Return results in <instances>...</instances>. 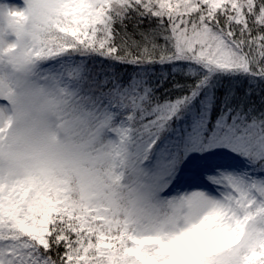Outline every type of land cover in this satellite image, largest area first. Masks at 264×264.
<instances>
[{"label": "snow or ice", "instance_id": "snow-or-ice-1", "mask_svg": "<svg viewBox=\"0 0 264 264\" xmlns=\"http://www.w3.org/2000/svg\"><path fill=\"white\" fill-rule=\"evenodd\" d=\"M17 4L0 0V24L18 41L0 40V264H264V0H24L23 11ZM145 18L156 28L142 29ZM126 21H135L131 33ZM96 55L196 73L186 95L154 106L160 134L222 76L247 81L217 120L232 147L210 156L230 162L192 157L177 177L190 172L208 194L183 198L164 217L137 211L155 178L125 183L123 149L100 142L80 74L82 58ZM219 168L233 171L215 187L204 183Z\"/></svg>", "mask_w": 264, "mask_h": 264}, {"label": "trees", "instance_id": "trees-1", "mask_svg": "<svg viewBox=\"0 0 264 264\" xmlns=\"http://www.w3.org/2000/svg\"><path fill=\"white\" fill-rule=\"evenodd\" d=\"M126 23L128 32L131 33L135 21ZM115 27L123 32L119 23ZM141 27L145 30L150 27L156 28V23L145 18ZM139 39L137 36L136 40ZM120 41L121 38H118L117 43ZM131 51L136 54L138 49L133 46ZM80 74L100 129L104 126L101 124L104 112L108 106L113 107L114 119L105 125L103 130L98 129L100 142L107 147L108 130L115 129L121 120L126 121L131 130V151L134 150L138 155L136 159L141 163L136 165L137 162L133 164L126 162L124 166L127 172L126 183L140 177L142 167L146 163L156 162L158 153L163 160L165 148L170 149L171 168L178 172L189 160L187 152L190 151L186 135L192 132L191 126L195 118L205 117L208 122L206 133L209 134L213 127L218 126V118L224 119L222 113L227 114L230 110V106L226 107L223 101L233 96H242L247 87L246 80L243 83L239 82L241 80L239 76H222L218 82L208 87L207 95L200 91L196 99L181 111L179 118L171 121L168 130L160 134L156 131V125L152 123L155 115L153 108L158 102L166 99L175 100L194 88L195 81L191 77H195L196 73L192 69L185 72L182 67L168 62L136 64L119 60L115 56L105 58L96 55L82 58ZM177 83L182 87H175ZM253 99L258 97L253 94ZM152 201L156 203L154 198ZM158 207H161V217L166 216L164 208L170 209L168 202Z\"/></svg>", "mask_w": 264, "mask_h": 264}, {"label": "rangeland", "instance_id": "rangeland-1", "mask_svg": "<svg viewBox=\"0 0 264 264\" xmlns=\"http://www.w3.org/2000/svg\"><path fill=\"white\" fill-rule=\"evenodd\" d=\"M17 2H19V0H17ZM2 26L3 25L0 24V28H2ZM203 114L204 113H202V115ZM113 119V107L108 106L102 116L103 121L101 124L104 126L102 129H99L103 130L105 125H108ZM207 123L208 122L205 117L200 119L195 118L191 126L192 132L186 135V141L190 151L187 152L189 154V160L192 157H198L201 155L210 156L212 152H227L232 147L218 136L216 129L219 125L217 127H213V130L207 134ZM126 124V121L121 120L118 125H116L115 129L108 130L107 143V147L110 149H123L117 162L121 164V171L124 173L125 183L127 172L125 171L124 166L126 162L129 161L130 164L137 162L136 165L141 163L139 159H136L138 158V155L134 153V150L131 151L132 134L130 128ZM203 144H205V147H203ZM169 150V148L164 149L165 155L163 160H161V156L158 153V155H156V162L146 163L141 169L142 175H149L155 178L153 194L137 207V211L146 216L161 217L160 209L162 206H158L165 202H168L170 209H176L179 208L182 199L185 197H190L194 194H208V189L200 186L199 182L191 176L190 172L185 174L184 181L177 183V177L180 176L182 170H184L186 165H188L189 160L186 164L181 166L178 172H174L173 168H171ZM235 151V149H232L230 155H234ZM210 159L220 163L230 162L229 156H210ZM133 171L134 168H132V172ZM136 171L137 170H135V172ZM232 171V169L225 168L216 169L214 173L205 174L204 183L211 182L215 187L216 180L218 178L223 177L226 174H231ZM152 198L155 199V204L152 201Z\"/></svg>", "mask_w": 264, "mask_h": 264}, {"label": "clouds", "instance_id": "clouds-1", "mask_svg": "<svg viewBox=\"0 0 264 264\" xmlns=\"http://www.w3.org/2000/svg\"><path fill=\"white\" fill-rule=\"evenodd\" d=\"M16 7L19 8L21 11H23L25 8L24 0H19ZM21 26H22L25 33L30 32L31 31L30 19L22 20ZM0 40L3 41L5 46H7L10 43H17L18 42L15 34L11 30L8 29L6 22L2 26V31H0ZM28 42L29 41L27 40V37H25V39L23 41H20V43H28ZM10 70L11 69L7 65H5V71L8 72ZM32 79L34 80L35 78L32 77ZM3 167H4L5 172H7L9 169V164L7 161H5ZM178 210H179V208H176V209L164 208V212L166 213V216L172 215V214L178 212Z\"/></svg>", "mask_w": 264, "mask_h": 264}]
</instances>
